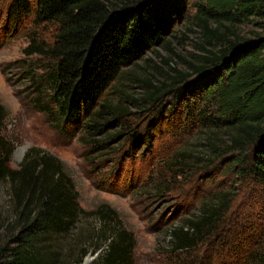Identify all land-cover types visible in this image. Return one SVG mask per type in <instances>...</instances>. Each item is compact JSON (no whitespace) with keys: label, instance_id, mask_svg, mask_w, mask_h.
I'll return each instance as SVG.
<instances>
[{"label":"trees","instance_id":"16d2710c","mask_svg":"<svg viewBox=\"0 0 264 264\" xmlns=\"http://www.w3.org/2000/svg\"><path fill=\"white\" fill-rule=\"evenodd\" d=\"M188 6L201 40L199 64L188 62L185 71L170 67L174 74H166L160 85L147 81L141 97H128L136 108L152 111L144 129L137 130L127 121L132 112L110 97L116 94L112 85L127 67L168 44ZM1 14L0 47L29 26L23 53L46 63L43 72L26 71V77L35 91L49 96L43 109L48 108L57 130L86 134L88 154L95 158L104 150L97 135L113 121L120 129L109 139L126 134L131 154L170 129L172 139H199L201 155L191 159L180 150L166 157L159 193L169 191V179L192 168L188 164L204 161L205 170L222 163L250 199L264 202V0H0ZM250 21L259 30L243 36L239 27ZM6 117L0 104V129ZM11 153L0 137V183L7 180L12 187L19 227L13 244L0 248V264H56L58 251L49 238L68 234L85 215L98 221L84 234L91 249H101L92 264L134 263L132 231L108 204L84 210L61 160L30 147L19 166L11 168ZM117 169L103 174L98 187L125 192L117 187ZM232 194L227 190L200 199L196 212L169 228V252L179 264H211V254L201 260L202 248L214 239L225 249L219 264H264V222L253 230L231 225L235 241L223 236ZM89 250L84 247L78 260Z\"/></svg>","mask_w":264,"mask_h":264},{"label":"rangeland","instance_id":"374dc122","mask_svg":"<svg viewBox=\"0 0 264 264\" xmlns=\"http://www.w3.org/2000/svg\"><path fill=\"white\" fill-rule=\"evenodd\" d=\"M189 11L191 9L188 6L186 14L176 20L167 38V47L162 45L156 47L155 51H149L141 60L127 67L112 85L116 94L110 97L114 102L120 100L121 105L127 107L126 111L132 112L127 121L137 130L144 129L152 111L136 108L138 106L132 104L128 97H141L147 89V81L155 86L160 85L167 79L166 74H174L170 67L185 71L188 62L199 64L198 56L203 54L199 48L201 40L198 29L189 21ZM3 16L0 15L3 19L1 23H4ZM239 28L240 34L247 37L259 30L251 21ZM26 29L29 26L20 28L16 37L0 47V104L7 112L0 137L11 146V168L19 166L30 147L41 148L61 160L71 175L79 205L88 212L108 204L126 228L132 231L136 240L133 264H179L178 259L169 252L168 230L196 212L200 199L206 196L221 195L222 191L227 190L233 193L232 206L225 215L229 221V226H225L228 232L223 235L230 242L237 239L232 226L240 227L241 230L246 225L248 227L245 228L253 230L257 224L264 222V202L258 204L253 198L250 199L242 182L231 174H225L221 162L218 167L207 170L203 168L204 161L188 164L192 168H183L174 179H169L170 190L159 193L157 186L165 181L161 170L166 157L183 150L189 158L194 159L201 155L199 139H172L169 129L148 143L146 140L137 153L131 154L128 153L126 134L109 139L111 134L120 129V124L113 121L107 131L97 135L104 150L99 151L94 158L88 154L91 147L85 141L88 139L85 133L71 136L57 130L52 125L53 119L48 108L47 111L43 109L49 96L35 91L34 83L26 77V71L37 74L43 72L46 63L42 57L23 53L28 43L24 32ZM162 100L169 106L168 96ZM97 161H101V165L94 168ZM116 166L119 168V175L115 179L117 187L123 188L125 192H112L109 190L111 186L109 189L99 188L102 175L111 172ZM15 205L12 187L7 180H3L0 183V248L12 245L13 237L19 231ZM97 225V220L85 215L68 234L50 237L58 251L56 264H80L85 257L95 256L99 250L91 249V241L84 234L90 233ZM219 237H222V231ZM217 246L218 241L214 239L202 248L201 260L204 261L211 254V264L222 262L225 249ZM84 247L90 250L78 260ZM98 254L88 264H92Z\"/></svg>","mask_w":264,"mask_h":264},{"label":"water","instance_id":"95a60500","mask_svg":"<svg viewBox=\"0 0 264 264\" xmlns=\"http://www.w3.org/2000/svg\"><path fill=\"white\" fill-rule=\"evenodd\" d=\"M23 150H24V148H23ZM100 250H101V249H100ZM100 250H99V251H100ZM99 251H98V252H99ZM98 252L95 254V256L98 254ZM95 256H87V257H85V258L83 259V261H82L80 264H88V263L90 262L91 259H94Z\"/></svg>","mask_w":264,"mask_h":264}]
</instances>
